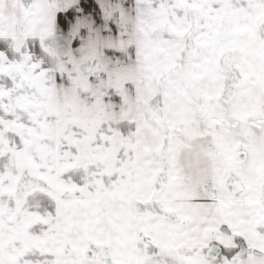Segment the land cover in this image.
Listing matches in <instances>:
<instances>
[{
    "label": "snow or ice",
    "instance_id": "6c2138e0",
    "mask_svg": "<svg viewBox=\"0 0 264 264\" xmlns=\"http://www.w3.org/2000/svg\"><path fill=\"white\" fill-rule=\"evenodd\" d=\"M0 264H264V0H0Z\"/></svg>",
    "mask_w": 264,
    "mask_h": 264
}]
</instances>
